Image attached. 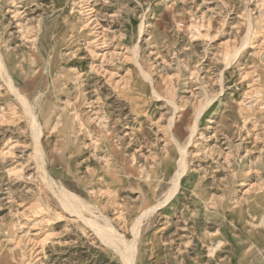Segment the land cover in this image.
Returning a JSON list of instances; mask_svg holds the SVG:
<instances>
[{
    "label": "rangeland",
    "instance_id": "1",
    "mask_svg": "<svg viewBox=\"0 0 264 264\" xmlns=\"http://www.w3.org/2000/svg\"><path fill=\"white\" fill-rule=\"evenodd\" d=\"M0 57V264H264V0H0Z\"/></svg>",
    "mask_w": 264,
    "mask_h": 264
},
{
    "label": "bare ground",
    "instance_id": "2",
    "mask_svg": "<svg viewBox=\"0 0 264 264\" xmlns=\"http://www.w3.org/2000/svg\"><path fill=\"white\" fill-rule=\"evenodd\" d=\"M0 69H5L4 63H3L2 59H1V57H0ZM17 95L20 98V100L22 101V104H23L25 110L27 111V113L30 115V117L33 119V121H35V126H34V131L35 132L34 133H35V136H36L35 138H36V146H37V148H36L37 163H38L39 167L41 168V170H42V172H43V174L45 176V179L46 180H50L49 173L44 169V166H43V162H44L43 155L44 154L42 152V149L40 148V143H39V136H40L41 130H40V127H39V124H38V121H37V116L35 114V110L29 105V103L27 102L26 97L21 96V94L19 92L17 93ZM183 155H184V153H183ZM180 166L182 168V171L181 170L177 171L175 187H178L180 176L183 174V171L185 170V160H184V158L181 160ZM61 192H62V198L65 200L67 206L69 208H71L74 212L80 213L81 203L78 201V199L76 197H74L72 194H68V193L64 192V190L61 191ZM93 226H95L96 227L95 229H97L98 232H100L103 236L108 237L112 241V243L114 245L116 244V241L117 242L120 241L122 243V245L124 246L121 251H122L123 255L125 256L126 261H128L127 263L134 264V254L132 252L133 249L132 250L130 249L129 243L123 242L118 237V235H116L115 232H112L108 228H105V227H101V228L98 227L97 228V226L94 225V224H93ZM115 246H117V245H115Z\"/></svg>",
    "mask_w": 264,
    "mask_h": 264
}]
</instances>
